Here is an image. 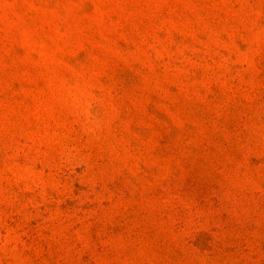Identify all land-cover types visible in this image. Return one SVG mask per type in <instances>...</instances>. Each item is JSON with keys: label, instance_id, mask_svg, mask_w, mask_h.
Masks as SVG:
<instances>
[{"label": "rangeland", "instance_id": "obj_1", "mask_svg": "<svg viewBox=\"0 0 264 264\" xmlns=\"http://www.w3.org/2000/svg\"><path fill=\"white\" fill-rule=\"evenodd\" d=\"M0 264H264V0H0Z\"/></svg>", "mask_w": 264, "mask_h": 264}]
</instances>
